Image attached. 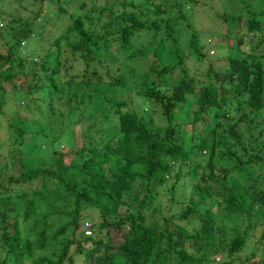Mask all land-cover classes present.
<instances>
[{
	"label": "trees",
	"instance_id": "1",
	"mask_svg": "<svg viewBox=\"0 0 264 264\" xmlns=\"http://www.w3.org/2000/svg\"><path fill=\"white\" fill-rule=\"evenodd\" d=\"M184 1L198 2L54 1L66 23L49 41L37 69L33 61L28 68L32 88L48 98L55 94L65 111L50 120L56 129L32 130L33 136L50 139L52 152L47 163L35 166L19 152L30 122L18 118L9 124L13 152L0 154V264H207L216 254L231 260L243 246L256 223L254 210L264 211V186L255 183L260 173L253 168L264 169V141L258 149L250 146L264 132V46L243 55H233L236 47H231L225 68L219 71L208 62L199 79L194 62L205 53L196 29L189 31L185 55L176 45L173 26L176 18L184 19ZM237 2L230 19L243 32L235 45L247 38L250 50H256L264 43V0ZM61 3L75 9L67 11ZM171 11L177 14L174 21ZM213 15L227 20L223 12ZM10 20L18 27L0 29V38L7 36L0 44V67L5 66L0 110L1 80L22 73L19 44L29 33L25 20ZM141 33L145 39L131 45ZM62 40L64 50L81 59L79 73L64 80L56 59ZM164 45L174 59L161 63ZM188 58L192 63L186 67ZM13 63L19 69L12 71ZM28 107L22 102V109ZM35 108L42 109L38 103ZM51 110H46L49 118ZM109 112L116 123L102 129ZM251 115L261 119L247 145L236 127L253 121ZM247 179L253 183L245 185ZM178 181L188 187L185 201L174 197ZM163 185L165 211L177 205L167 215L159 205L151 206ZM185 219H194L196 226L178 223ZM83 223L91 234H83ZM263 251L264 225L249 251L251 264H264Z\"/></svg>",
	"mask_w": 264,
	"mask_h": 264
},
{
	"label": "rangeland",
	"instance_id": "2",
	"mask_svg": "<svg viewBox=\"0 0 264 264\" xmlns=\"http://www.w3.org/2000/svg\"><path fill=\"white\" fill-rule=\"evenodd\" d=\"M54 1L55 0H43L42 3L39 4L38 0H0V29L6 28L8 24H12L13 26L16 25V22H11V16L19 17L21 21L25 20L29 25L27 26L29 28L28 37L26 36L25 38H21L19 44L20 55L23 57L25 62L24 66L19 69L18 67H14L15 63L11 64L12 67H14L11 69L12 71L19 69L22 70V73L17 74V76H13L10 80H1V95L3 98V104L1 105L0 110V154L7 156L13 152V147L10 145L12 142L10 135L12 125L9 124L16 123L18 118L24 119L26 122H30V128L21 136L23 143L20 145L19 152L24 156L26 162L31 166H35L40 163H47L52 156L51 148H49L51 142L50 139H44L40 136H33L32 130L40 129L46 132L49 126L51 129H56L55 122L50 120L53 119L52 117H56V113L58 111L63 114L65 111L61 108L62 103L59 99H57L55 94H51L52 96L48 98V96L46 97L39 95V92L32 88L33 77L31 70L28 68L32 63L31 61H33V67H35L34 70L37 69L39 59L42 57L44 51L49 48V44L51 43L49 41H51V39L61 31V27L66 23L64 15L61 14V12L56 11L57 4ZM97 1L102 2L103 0ZM154 1L155 3L158 2V0ZM169 2H171V0H169ZM202 2L203 4H201ZM237 3V0H198L197 4L192 5L191 2L184 1L181 4V12L184 15V19L176 18V21L173 20V17L177 16V14L175 11H171V21L175 22L173 27L178 32L176 45L179 51H182V48H184V52L182 53L184 55L187 53L185 46L187 44L189 31L192 27L195 28L199 34L196 39L198 44L203 45V52L205 53L202 60L194 62V71L199 79L205 76V68L207 67L208 62H210L211 67L214 69L219 71L224 69L226 65L225 57L227 54L230 55L233 51L231 47H236V52L232 53L233 55H243L247 51L248 53H256L264 46V43H262L256 50H250V42L247 40V38H245L242 43L235 45L236 37H242L243 32L241 26L236 23V21L230 19L231 13L237 9ZM61 6H65L67 11L74 8V6L71 4L64 5V3H61ZM163 7L166 9L165 6ZM169 11L170 9L167 10V12ZM215 11L220 13L223 12L225 14L227 18L225 23L219 21L213 15ZM55 14L59 18H57V16L55 18ZM154 16L158 17V15ZM262 21V25L264 27V15ZM224 24L227 27L226 32H224ZM3 31L6 30L4 29ZM258 34H260L259 31H257L253 37H255V35L257 36ZM144 37L145 36L142 33L138 34L136 37H134L131 45L136 44L138 41H142ZM6 38L7 36H4L2 39L0 38V44L5 42ZM62 43L63 40L60 43V54L57 55L56 59L58 60L59 65L62 64V67L59 69L58 76L65 75L62 77L64 80L70 74L79 73L81 70V59L76 53L71 55L69 51L64 50L65 48L63 47ZM168 49L169 47L167 45L163 46L160 55L161 63L170 62L174 59V56L171 54V52H167ZM54 56L55 54L52 52L51 57ZM189 58L185 60L186 67L191 66L192 61ZM122 67L126 69L127 64L122 65ZM4 70L5 66L3 65L0 67V71L4 72ZM13 82L15 86L14 88L12 86ZM63 87L64 88L61 97L62 99L65 95V85ZM24 88L28 89V92L26 91L28 93L27 96H23L22 94ZM15 89L17 90L15 91ZM129 92L132 91L129 90ZM22 102H27L29 107L27 109H22ZM37 103L42 108L40 112H38L35 108ZM50 107H52L51 113H53V115L50 114L49 118L46 110ZM108 114L107 120L103 121L100 125V128L102 129H104L106 126L114 125L116 123V117L111 115L110 112ZM251 117L254 120L247 121L250 125L249 128L247 126V122L246 126L244 122H238L236 127L237 130L243 134V141L244 143H247V145L249 143V139L247 140V138H252L256 134V128L252 127L253 124L261 119L260 116L251 115ZM21 119L19 121H21ZM33 126L35 127L33 128ZM206 126H208V123L204 124V127ZM261 127H264V125H261ZM78 133V128H75L74 134L78 135ZM260 139L261 141L258 142L250 140V146L254 149L260 148L261 142L264 141V132H262ZM53 148L55 149L57 147L53 146ZM252 148L249 150H252ZM60 149L61 151L66 150L63 147ZM57 151H59V149ZM261 153L262 159L264 161V146L261 148ZM253 168L254 170L256 169L258 173H260V175L253 174L258 179V181L255 183H261V185L264 186V179L261 177L263 176L264 178V169L261 170L260 167L258 168L255 164H253ZM169 181H171V179L168 178L167 183H169ZM249 181L252 180L247 179L244 184L248 185ZM165 187L166 185H163L157 190L156 196L151 202V206L159 205L161 208H159V211H162L163 214L167 215L171 211L170 209H176L177 205L172 203L170 206L171 208L167 212L165 211L164 207L167 206L166 200L168 197L165 193ZM187 195L188 187H180V182L178 181L176 188H174V197L176 199L185 201ZM218 213L219 211L214 213L215 220L217 219ZM151 219L152 218L149 215H145V220L150 221ZM186 219L180 221L178 220V223L183 224V226L188 229L196 226L194 219H191L192 221ZM251 220H256V223L254 226H250L251 228L248 229L243 246L240 248V250H238V252H235L232 255V259L229 260L226 256L216 254L214 256L215 258H211L212 260H210L207 264H223V261L227 260L230 261L229 264H251L253 260L249 259V251L252 249L253 242L259 236L261 228H263L264 211L254 210V216L251 218ZM257 221H262V224H258ZM244 227V224H241L240 229ZM209 257H211V255Z\"/></svg>",
	"mask_w": 264,
	"mask_h": 264
},
{
	"label": "built area",
	"instance_id": "3",
	"mask_svg": "<svg viewBox=\"0 0 264 264\" xmlns=\"http://www.w3.org/2000/svg\"><path fill=\"white\" fill-rule=\"evenodd\" d=\"M83 233L84 234H89L90 233V229L88 227V223H83Z\"/></svg>",
	"mask_w": 264,
	"mask_h": 264
},
{
	"label": "clouds",
	"instance_id": "4",
	"mask_svg": "<svg viewBox=\"0 0 264 264\" xmlns=\"http://www.w3.org/2000/svg\"><path fill=\"white\" fill-rule=\"evenodd\" d=\"M83 231V230H82ZM91 232V231H90ZM84 234V233H83ZM89 234H91V233H89ZM89 234H84V235H89Z\"/></svg>",
	"mask_w": 264,
	"mask_h": 264
}]
</instances>
